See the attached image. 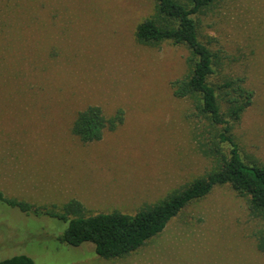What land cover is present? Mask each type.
I'll list each match as a JSON object with an SVG mask.
<instances>
[{
  "label": "rangeland",
  "instance_id": "obj_1",
  "mask_svg": "<svg viewBox=\"0 0 264 264\" xmlns=\"http://www.w3.org/2000/svg\"><path fill=\"white\" fill-rule=\"evenodd\" d=\"M188 3L189 0H179ZM157 0H0V261L35 264H264V218L249 197L218 185L190 202L134 253L104 259L92 243L60 241L69 219L135 215L211 172L230 146L196 98L172 84L191 74L185 44L146 45L137 26ZM200 40L218 55L213 85L243 79L251 105L232 123L244 162L264 165V0H215L194 15ZM222 112L227 104L220 97ZM100 107L114 128L83 142L81 111ZM77 202L81 209L67 214Z\"/></svg>",
  "mask_w": 264,
  "mask_h": 264
},
{
  "label": "trees",
  "instance_id": "obj_2",
  "mask_svg": "<svg viewBox=\"0 0 264 264\" xmlns=\"http://www.w3.org/2000/svg\"><path fill=\"white\" fill-rule=\"evenodd\" d=\"M215 0H157L153 17L142 21L136 29L137 40L146 45H158L171 41L176 45L185 44L191 50L194 65L189 76L175 81L174 95L177 98H196L198 108L214 125L223 126L219 134L220 143L230 146L229 156L221 152L217 145L212 153L221 156L218 165L205 176L196 179L184 190L170 195L162 202L142 209L135 215L121 212L99 213L69 219L65 214L52 215L69 222L60 241L74 248L86 243L95 246L96 254L104 259L124 258L147 241L162 233L168 223L190 202L207 196L215 186L230 185L240 196H248L251 210L264 218V165L247 164L241 157L232 136V123L238 121L243 111L251 105L253 91L243 87V79L225 81L213 85L209 79L214 74L218 60L206 43L198 35L194 15L213 4ZM220 97L227 104L222 112ZM119 118L113 120L103 116L100 107L90 106L76 118L72 132L83 142L99 140L109 126L114 128ZM11 207H20L30 212L31 206L14 200H6L0 193V200ZM81 206L71 203L67 214L80 211ZM257 248L264 254V228L257 232ZM0 264H35L32 257L16 255L0 261Z\"/></svg>",
  "mask_w": 264,
  "mask_h": 264
}]
</instances>
